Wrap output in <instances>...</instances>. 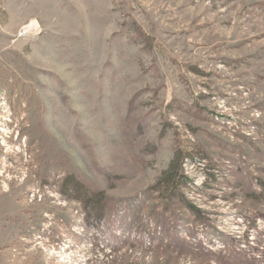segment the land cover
I'll return each mask as SVG.
<instances>
[{"label": "rangeland", "instance_id": "rangeland-1", "mask_svg": "<svg viewBox=\"0 0 264 264\" xmlns=\"http://www.w3.org/2000/svg\"><path fill=\"white\" fill-rule=\"evenodd\" d=\"M0 264H264V0H0Z\"/></svg>", "mask_w": 264, "mask_h": 264}, {"label": "bare ground", "instance_id": "bare-ground-1", "mask_svg": "<svg viewBox=\"0 0 264 264\" xmlns=\"http://www.w3.org/2000/svg\"><path fill=\"white\" fill-rule=\"evenodd\" d=\"M32 25V24H31Z\"/></svg>", "mask_w": 264, "mask_h": 264}]
</instances>
